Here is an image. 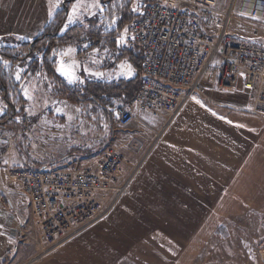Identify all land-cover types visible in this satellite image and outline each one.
I'll return each mask as SVG.
<instances>
[{
    "label": "rangeland",
    "instance_id": "rangeland-1",
    "mask_svg": "<svg viewBox=\"0 0 264 264\" xmlns=\"http://www.w3.org/2000/svg\"><path fill=\"white\" fill-rule=\"evenodd\" d=\"M225 2L227 0H222L221 4ZM253 3L254 0H235L236 12L229 33L233 39L261 44L264 43V20H259L258 16L242 15V12L247 13L253 7ZM116 12L114 4L111 7L101 5V8L94 9L92 15L100 17L101 28L105 33L115 29ZM83 43L85 41L79 39L74 45L83 46ZM85 46L89 48L90 44L83 47ZM7 48L10 47L1 50ZM80 48L78 49L81 50ZM103 55L99 53L94 62L102 64L105 59L112 61L114 58L112 50L104 51ZM37 57L42 64L44 55L39 53ZM52 58L56 65L57 55ZM33 59L29 57L26 62L7 68L9 74L6 77L10 80L9 96L14 105L18 106V115L8 123L7 129L0 128V197L5 199L7 195L14 212L31 223L34 215L30 204L24 198L11 171L34 164L60 169H96L102 160L103 150L109 145L107 136L110 135L109 141H112L111 135L116 133L113 114L110 119L102 108L93 104L77 105L62 99L63 89L44 68L32 72L30 66ZM6 61L11 63L12 60ZM88 63L90 61H84L83 65ZM98 72L101 73L100 70ZM94 74L90 72L87 76L103 79L101 74ZM133 76H136L135 71L131 67L122 68L121 64L110 70L111 79H128ZM82 82L78 77L68 84L79 86ZM224 92H221L220 97L207 92H204L205 95L196 94L180 114H197L199 111L209 110L231 115L233 123L250 137L252 143L248 151L253 153L244 157L246 160L239 163L232 177L223 178L221 186L191 185L190 199L174 201L172 216H154L155 223L172 227L173 233H169L172 242L168 241L163 248L159 246L155 250L156 256L151 260L138 257L129 264H264V117L246 109L221 104L225 98ZM225 93L229 96L237 94ZM20 107L23 109L22 113H19ZM5 110L9 111L7 107L0 106V117L7 114ZM56 115L68 119L69 125L55 120ZM150 117L156 119L152 115ZM135 127L138 126L133 124L125 132L130 133ZM163 127L160 126L159 130ZM105 144L107 145L104 147ZM76 145L93 148L92 157L84 160L79 156H71L70 149ZM143 145L139 142L138 147ZM4 203L9 207L7 201ZM95 224L48 253L29 248V261L26 264H47L60 259L68 263L74 255L73 250L88 240ZM39 257L41 259H37L35 263L34 259ZM2 262L0 264H4ZM108 264H124V261L115 258Z\"/></svg>",
    "mask_w": 264,
    "mask_h": 264
},
{
    "label": "crops",
    "instance_id": "crops-1",
    "mask_svg": "<svg viewBox=\"0 0 264 264\" xmlns=\"http://www.w3.org/2000/svg\"><path fill=\"white\" fill-rule=\"evenodd\" d=\"M64 1L0 0V50L34 40L44 32L53 16L62 8ZM101 5L100 0H75L69 9L64 29L82 25L85 33H82L79 39L85 41L83 46L90 44V47L86 48L87 46L83 47L80 44L58 49L56 72L67 83H70V79L75 80L78 77L81 81L89 79L100 82L121 79L110 78V70H114L120 64L122 68L131 67L135 71L129 59H123L113 68L108 67L109 58L102 64L94 62V58L99 53L104 56L106 50H112L113 57L116 55V49L106 41L109 32L100 31L102 30L100 17L92 15L94 9L101 8ZM258 19L264 20V13L258 14ZM116 25L117 20L114 26ZM96 30L103 34L97 33L94 36L88 34ZM98 39L102 41L96 43ZM87 60L90 63L83 65ZM61 68L68 75L58 70ZM98 70L101 72L102 80L87 76L90 72L100 76ZM203 87L204 92L211 93L215 97L222 96L223 90L220 91L218 87L216 71L206 75ZM224 94L225 98L221 104L225 106L248 110L253 105L252 97L248 92L231 96L225 92ZM0 106L9 109L1 92ZM55 120L61 121L62 124L69 122L62 115H56ZM232 120V116L227 113L209 110L199 111L197 114L179 112L173 120L168 116L142 112L139 120L134 123V126L138 127L130 133L116 129V133L111 135L112 141H109L110 135H108L109 145L119 146L126 160L120 175L122 182L126 184L125 193L123 197L121 196L123 199L120 197L117 206L115 205L116 208L114 206L115 209L113 208L108 216L93 226V232L88 240L76 246L77 249L73 250L74 255L68 263L60 259L47 264H95V262L108 264L115 258L123 259L124 264H129L138 257H145L146 261L155 257V250L159 246L163 248L168 241L172 242L169 233H173V229L171 226L155 223L153 217L172 216L173 202L188 201L191 185L221 186L223 178L232 177L239 163L246 160L244 157L253 153L248 151L252 143L250 137ZM160 126L164 127L159 130ZM7 128L8 126L4 129ZM138 141L144 144L143 147H138ZM70 150L71 156H79L84 160L92 157L94 153L93 148H83L78 145ZM34 166L41 165L34 164ZM5 197V199L0 197V262L26 264L29 261V248L37 249L30 244H22L17 251H13V246L17 242L20 217L14 212L8 196ZM5 201L8 202L9 207L6 206ZM37 259L41 258H35V263Z\"/></svg>",
    "mask_w": 264,
    "mask_h": 264
},
{
    "label": "built area",
    "instance_id": "built-area-1",
    "mask_svg": "<svg viewBox=\"0 0 264 264\" xmlns=\"http://www.w3.org/2000/svg\"><path fill=\"white\" fill-rule=\"evenodd\" d=\"M134 0L136 18L116 32L121 49L142 53L140 86L131 101L113 97L109 110L117 130L126 131L140 113L174 119L196 94L210 70L218 87L229 93L248 92L251 113L264 117V43L231 38L229 28L235 0ZM264 13V0H254L246 17ZM117 25L115 26V30ZM8 62L0 68L8 76ZM125 157L111 144L103 150L96 169H60L53 166L16 168L11 175L29 202L34 220L20 217L17 242L48 253L102 220L126 189L120 175Z\"/></svg>",
    "mask_w": 264,
    "mask_h": 264
},
{
    "label": "trees",
    "instance_id": "trees-1",
    "mask_svg": "<svg viewBox=\"0 0 264 264\" xmlns=\"http://www.w3.org/2000/svg\"><path fill=\"white\" fill-rule=\"evenodd\" d=\"M75 0H65L62 8L57 11L53 16L48 26L43 33L38 35L32 42H22L17 44L15 47H10L5 50H0V56L6 60L17 61L21 60L22 63L26 62L29 57H33L31 63L32 72H36L38 69L44 68L61 86L63 89L62 99H66L68 102H73L77 105L84 103L93 104V106L100 107L112 118V113L109 110V106L113 97H121L125 101H131L136 95L140 86V73H141V62L142 53L140 49L130 51L127 49H121L116 43V32L122 30L125 26L136 19L131 14V8L134 0H100L104 6H115L117 12V28L116 30L107 33V43L111 44L116 49V55L113 60L109 61L108 67L113 68L117 63L123 59H129L133 64L136 71V76L133 79L121 78L110 82H100L95 80L86 79L79 86H72L68 84L61 76L56 72L55 63L52 61V56L56 57L58 49L74 45L83 31L82 25H76L69 29H64L68 19V12ZM145 3L151 2L152 0H143ZM102 31V30H100ZM99 30L94 32H88L91 36L103 34ZM102 40L98 39L100 43ZM42 53L44 59L42 64L37 57V54ZM56 59V58H55ZM10 80L0 74V92L3 95L4 100L8 104L9 113L0 118V128H6L10 121H13L17 113V105H14L9 96ZM23 109L20 107V112ZM92 155V154H89ZM3 261L2 263H5Z\"/></svg>",
    "mask_w": 264,
    "mask_h": 264
},
{
    "label": "snow or ice",
    "instance_id": "snow-or-ice-1",
    "mask_svg": "<svg viewBox=\"0 0 264 264\" xmlns=\"http://www.w3.org/2000/svg\"><path fill=\"white\" fill-rule=\"evenodd\" d=\"M74 11H75V10H74ZM58 70H59V71H61V72H64V69H63V68H61V69H58ZM64 74H65V75H68V73H67V72H64ZM70 82H74V80H71V79H70Z\"/></svg>",
    "mask_w": 264,
    "mask_h": 264
}]
</instances>
